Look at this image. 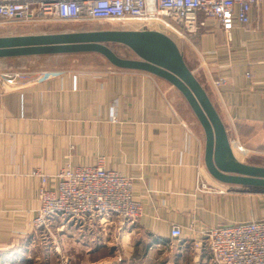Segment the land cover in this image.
Segmentation results:
<instances>
[{"label": "crops", "instance_id": "crops-1", "mask_svg": "<svg viewBox=\"0 0 264 264\" xmlns=\"http://www.w3.org/2000/svg\"><path fill=\"white\" fill-rule=\"evenodd\" d=\"M184 44V62L223 131L218 148L213 140V158H264V1L248 25L236 22L231 40L210 22ZM97 55L56 56L67 64L44 71L35 62L30 70L0 67V264L42 260L32 225L42 182L33 173L99 164L132 178L143 214L125 228L83 230L57 220V256L77 253L62 264H215L206 231L264 220V188L211 175L205 127L176 86ZM16 72L22 77L7 84L2 75ZM28 245L36 252L30 255Z\"/></svg>", "mask_w": 264, "mask_h": 264}, {"label": "built area", "instance_id": "built-area-1", "mask_svg": "<svg viewBox=\"0 0 264 264\" xmlns=\"http://www.w3.org/2000/svg\"><path fill=\"white\" fill-rule=\"evenodd\" d=\"M264 0H0V21L38 23H136L160 26L182 39L203 31L208 23L231 40L234 26L250 22L253 7ZM14 85L22 76L2 75ZM217 82V84H219ZM241 151L242 146L238 147ZM41 179L40 206L33 228L50 232L54 220L78 229L133 226L143 214L133 194V180L103 165H67L57 175L33 173ZM54 178L55 187L49 186ZM57 184V185H56ZM206 188V187H205ZM173 236L181 234L175 229ZM52 235V233H51ZM204 242L215 264H264V220L208 229Z\"/></svg>", "mask_w": 264, "mask_h": 264}, {"label": "water", "instance_id": "water-1", "mask_svg": "<svg viewBox=\"0 0 264 264\" xmlns=\"http://www.w3.org/2000/svg\"><path fill=\"white\" fill-rule=\"evenodd\" d=\"M111 45L128 47L139 59L119 56ZM174 45L170 38L156 30L29 34L0 37V61L96 53L116 69L144 71L163 78L184 94L205 127L207 167L211 175L227 184L264 188V167L225 160L218 156L213 158V140L218 148L223 133L218 115Z\"/></svg>", "mask_w": 264, "mask_h": 264}, {"label": "rangeland", "instance_id": "rangeland-1", "mask_svg": "<svg viewBox=\"0 0 264 264\" xmlns=\"http://www.w3.org/2000/svg\"><path fill=\"white\" fill-rule=\"evenodd\" d=\"M112 30H128V31H145V30H156L168 38H170L176 46L178 52L180 55H182L180 46H184L185 39L179 38L177 35L173 34L170 31H167L163 29L160 26H141L140 24L136 23H128V24H122V23H106V22H86V23H38V24H26V23H21V22H4L0 21V37H10V36H21V35H29L30 33L34 34H57V33H76V32H93V31H112ZM194 37V36H192ZM190 37V38H192ZM189 38V39H190ZM113 51H115L119 56L125 57V58H130V59H139L138 55L133 52L130 48L125 47V46H117V45H111L110 46ZM61 56V55H59ZM99 56V55H97ZM102 57V56H100ZM97 58V57H96ZM103 58V57H102ZM84 61H90V62H97V60H92V59H83ZM184 60V59H183ZM39 61V62H38ZM67 59H60L57 58L56 56H41L37 58H20V59H7V61H0V67L1 69L4 68H9L12 67L11 69L14 70H30L31 65L29 64L30 62H35V65L37 67H40L38 69L44 71V70H49L50 68H55L57 66H62L61 64L66 63L67 64ZM54 62V63H53ZM87 65V64H84ZM241 161L243 160V164L248 163H254V164H259V167H264V158L261 159H255L252 161H248L247 159H240ZM263 165V166H262ZM264 198V196H262ZM57 220H54L52 225L50 226V232H40L37 234L38 236V242L42 244V249L43 253L41 254L42 260L38 261L37 263L40 264H45V262L49 261L50 263H56L62 264L66 263L67 258H74L76 260L77 254L75 251L71 252L69 254V257H61L57 256L58 252L56 247H58V243L61 242L57 235L55 234L57 232ZM59 225V224H58ZM52 234H54V237L52 238ZM38 243V244H39ZM31 245V244H30ZM28 245L27 249L29 254L31 255L33 252H36V248ZM52 246L53 252H50L49 249L45 250L46 247ZM48 251V252H46ZM41 252V250H38V253ZM84 255L80 256L85 258L88 257V255L84 252ZM56 255V256H55ZM73 255V256H72ZM35 256V255H34ZM34 256L32 255V262L34 261ZM72 256V257H71ZM81 259V262L83 261ZM88 260L86 259V264H90V262H87ZM91 261V259H90ZM36 264V263H35Z\"/></svg>", "mask_w": 264, "mask_h": 264}]
</instances>
